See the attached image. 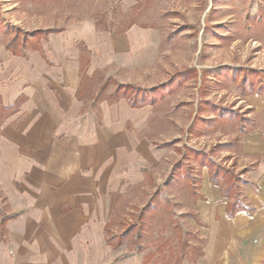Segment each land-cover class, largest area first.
<instances>
[{"label":"crops","instance_id":"obj_1","mask_svg":"<svg viewBox=\"0 0 264 264\" xmlns=\"http://www.w3.org/2000/svg\"><path fill=\"white\" fill-rule=\"evenodd\" d=\"M145 36L101 34L83 21L26 57L0 52V108L20 100L0 125V264H142L137 255L121 258L105 230L127 190L162 162L148 135L155 104L134 107L125 97L94 104L81 68L87 51L88 77L113 68L120 84H137L157 47ZM248 101L263 114L243 143L244 155L260 159L247 176L254 212L230 218L231 199L206 171L197 203L205 246L196 264H264V101Z\"/></svg>","mask_w":264,"mask_h":264},{"label":"rangeland","instance_id":"obj_2","mask_svg":"<svg viewBox=\"0 0 264 264\" xmlns=\"http://www.w3.org/2000/svg\"><path fill=\"white\" fill-rule=\"evenodd\" d=\"M83 21L101 34L136 31L157 42L135 91L121 87L113 68L84 82L88 99L153 102L148 135L164 153L119 201L106 242L142 264H196L205 246L197 210L203 174L215 173L250 206L247 176L260 159L244 155L243 143L263 124L248 99L264 101V0H0V52L26 57L50 35L35 32ZM5 116L0 108V125Z\"/></svg>","mask_w":264,"mask_h":264},{"label":"trees","instance_id":"obj_3","mask_svg":"<svg viewBox=\"0 0 264 264\" xmlns=\"http://www.w3.org/2000/svg\"><path fill=\"white\" fill-rule=\"evenodd\" d=\"M61 30H48V31H37L35 32V34H45L46 36H48L49 34H52V33H58L60 32ZM16 41V40H15ZM15 41L11 42V43H14ZM13 45V44H12ZM7 50L9 51H12L11 49V46H7L6 48ZM89 65V61L86 60H83V64H82V68H81V73H83V84L84 82H86L87 80L91 79L90 77L87 76L86 74V71H87V67ZM123 89H131L133 91H135L136 89H138L136 86H132V85H123L121 86ZM97 100L99 101H104L105 98L103 97H100V96H96ZM20 103V100L17 101V103L13 106H10V107H2V110L6 112V116H10V115H13L17 112L18 110V105ZM134 107H140L141 105H137V104H133ZM5 116V117H6ZM210 178H211V181L216 184V185H219V182L217 180V176L215 175V173L211 172L210 173ZM222 192H223V196L225 198H228V199H231V201L229 202V204L227 205V209H226V212H227V215L230 217V218H233L238 212H241V211H247L249 213H253L254 212V209L251 208L250 206H246L243 202H240L238 200H232L233 196L230 192V188L228 189H222ZM0 198L2 199V203L5 202V198L3 195L0 194ZM0 213H1V208H0ZM17 216L14 214V215H7V216H4L3 219H2V223H1V226H5L6 223L10 220H13L15 219ZM106 231H108V225L106 227ZM108 242V245L112 246L113 249H116L119 247L120 243L114 245L112 244L110 241H107ZM203 254V252H201L199 255H198V258L201 257ZM197 258V259H198Z\"/></svg>","mask_w":264,"mask_h":264}]
</instances>
